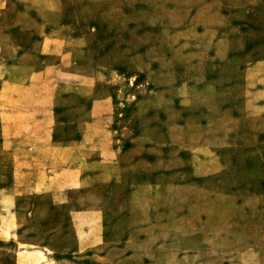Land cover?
Masks as SVG:
<instances>
[{
	"label": "rangeland",
	"instance_id": "rangeland-1",
	"mask_svg": "<svg viewBox=\"0 0 264 264\" xmlns=\"http://www.w3.org/2000/svg\"><path fill=\"white\" fill-rule=\"evenodd\" d=\"M0 33L59 39L58 70L79 76L64 81L94 72L96 96L123 102L116 117L157 146L143 150L157 161L144 160L136 181L152 183L147 206L133 211L128 184L91 191L110 202L103 249H79L70 210L84 208L85 191L59 200L69 205L26 194L18 240L0 233V264H17L20 243L45 247L42 262L58 264H264V112L246 103L263 86L264 0H0ZM88 103L77 93L58 99L65 119ZM198 156L223 169L196 173ZM0 161V186H9L13 159ZM167 166L178 172L162 174Z\"/></svg>",
	"mask_w": 264,
	"mask_h": 264
},
{
	"label": "crops",
	"instance_id": "crops-1",
	"mask_svg": "<svg viewBox=\"0 0 264 264\" xmlns=\"http://www.w3.org/2000/svg\"><path fill=\"white\" fill-rule=\"evenodd\" d=\"M1 35L0 124L4 131L0 138V159L4 154L7 159H13V181L9 186H0V233L5 240H18L21 227L18 200L26 194L50 193L58 200L57 204L69 205L70 202L59 200L69 193L85 191L88 201L84 208L70 210V219L80 240L79 249H103L105 224L111 218L110 202L99 192L91 191L116 183L128 184L133 211L139 205L147 206L145 201H152V183L143 181L137 184L136 181L144 176L141 169L144 160L154 161L148 163L155 165L157 161L151 156L144 157L143 150L152 154L157 146L153 141H146L133 126H126L127 118L120 109L121 113L116 117L118 106L125 105L123 102L114 101L109 92L96 96L100 91H97L94 72L83 78L85 83L64 81V77L78 79L79 76L58 70L60 62L56 63L54 57L65 53L56 51L61 42L59 39L43 34L34 40L4 39ZM261 82L263 86L252 89L246 103L250 109L263 113L264 78ZM73 93L90 99V103L71 106L70 110L76 113L71 118H62L64 106L58 104V99ZM154 135L149 134L151 140ZM142 140L146 141L143 146ZM200 150L204 156L213 151L207 144ZM188 157L195 161V155L180 159L185 163ZM198 157L199 167L195 171L200 175L223 169L215 159L209 163L206 158ZM166 159L168 162L170 158ZM210 164H214L211 165L213 169L208 170ZM2 165L0 161V174L4 168ZM167 168L162 174L178 172L173 167ZM145 178L150 179L149 176ZM19 245L17 264H58L47 260L42 262L47 259L42 250L45 247L31 250L25 248L28 244Z\"/></svg>",
	"mask_w": 264,
	"mask_h": 264
}]
</instances>
